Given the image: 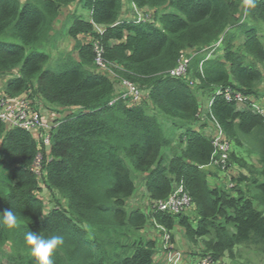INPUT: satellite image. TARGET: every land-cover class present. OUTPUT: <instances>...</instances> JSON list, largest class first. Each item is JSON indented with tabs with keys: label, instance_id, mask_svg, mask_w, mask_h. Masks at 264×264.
Listing matches in <instances>:
<instances>
[{
	"label": "trees",
	"instance_id": "obj_1",
	"mask_svg": "<svg viewBox=\"0 0 264 264\" xmlns=\"http://www.w3.org/2000/svg\"><path fill=\"white\" fill-rule=\"evenodd\" d=\"M130 1L151 9L150 17L124 18L123 0H0V80L10 75L5 91L20 95L31 88L32 96L65 110L49 147L0 121V212L12 208L18 217L13 229L0 223V264H36L25 244L28 230L63 237L54 264H167L165 256L156 260L154 243L144 238L148 220L168 231L178 221L193 237L210 236L214 255L244 242L264 243V207L254 202L264 205V120L249 105L241 109L217 93L231 87L264 98L257 91L260 70L246 54L264 59V0L247 9L243 0ZM72 4H82L90 15L70 17L67 33L76 40L77 58L61 59L60 70L51 68L43 48L54 38L61 10ZM82 34L91 39L81 42ZM97 48L115 76L98 69ZM190 49L205 51L193 57L188 77L171 76ZM212 49L218 55L208 58ZM123 80L145 90L139 102L110 103ZM204 95L212 97L205 113ZM215 122L230 143L241 147L249 139L257 149L260 169L240 175L251 185L252 198L242 189L236 195L211 186L201 168L215 151L213 136L205 132ZM134 171L158 201L183 185L197 224L186 222L183 212L158 211L157 204L151 218L129 209L137 191ZM45 190L55 198L49 207Z\"/></svg>",
	"mask_w": 264,
	"mask_h": 264
},
{
	"label": "rangeland",
	"instance_id": "obj_2",
	"mask_svg": "<svg viewBox=\"0 0 264 264\" xmlns=\"http://www.w3.org/2000/svg\"><path fill=\"white\" fill-rule=\"evenodd\" d=\"M124 7L122 11V16L124 18H144L150 17L152 10L149 8L144 9H137L130 0H123ZM76 12L78 15L83 14L86 19H89V11L82 7V4H72L67 7H64L61 10V14L57 23L55 24L53 34V39L46 43V47L43 50L47 51L49 54L50 60L47 63V66L51 68L61 69L63 68V63L60 61L61 59H67L69 57L77 58V51L75 48L76 40L70 37L67 33L69 26L72 24L70 20L72 14ZM247 12V11H246ZM246 12L244 17L246 16ZM96 30L99 32L100 29L96 27ZM260 34H264V29L260 31ZM91 37L88 35L82 34L79 37L81 42H87ZM1 41L11 42V43H19L17 39L13 38H2ZM243 41V40H242ZM97 42V41H96ZM242 49V48H241ZM202 50L200 49H190L186 51L187 55H197L200 54ZM248 55V61L253 63L254 65L258 66V69L261 73V79L259 83V87L257 89L258 93H264V59L263 60H256L253 56L246 53ZM217 53H213L211 57H216ZM98 69L99 66L97 65ZM191 69V68H190ZM100 70V69H99ZM107 71V70H105ZM11 75H14L12 73ZM111 76V75H110ZM5 78L1 79L0 82L2 85H5ZM123 89L121 82H117L116 85V93ZM33 101L36 103L38 102L39 105H43L47 108L44 100H42L39 96H31ZM212 98V97H211ZM209 95L201 96L202 105H203V113H205L206 109L209 106L211 101ZM49 105V104H48ZM241 109H249L247 105H238ZM57 107L54 106L52 109H56ZM251 109V108H250ZM149 110V109H148ZM150 111V110H149ZM65 110H60L58 113L61 116L64 115ZM202 113V114H203ZM217 128L215 125L207 124L206 126V134L213 136ZM252 141L249 139H244L243 144L237 146L231 140V154L235 157H232L228 163V167L223 171H217L214 167H207L205 170L209 173V183L211 186H217L219 188L226 189L228 192L237 194L238 189H242L245 194L252 198L254 195V191L249 190L251 185L248 182L241 181L240 175L241 173H246L250 175V172L260 169L261 165L258 161V153L257 149L253 146ZM240 164L244 166H240ZM215 170V171H214ZM136 178L137 183V191L135 195L129 199L127 205L129 209H139L144 211L150 218L152 215V210L154 209L155 204L158 202V199H153L149 192L147 191L144 185L143 175L137 172H133ZM256 177H259L255 174ZM232 183L233 186L228 187V183ZM177 187V186H176ZM60 198L59 194L56 195ZM44 200L49 207L55 202V198H51V195L45 190ZM260 208H263L264 205L259 200L254 201ZM194 203L187 209L183 211V219L192 224L196 225L197 220L199 218L196 210H195ZM178 219V218H177ZM168 230V229H167ZM171 233V241L172 245L176 248L181 250L183 253L187 254L189 258H203V257H211V259L216 264H264V243H252V242H244L237 245L232 252L222 251L219 255H214L211 250L208 249L207 243L210 241V236L205 238L201 237H193L186 233L184 227H182L178 221H176L175 226L173 229L169 230ZM143 235L145 240L153 242L155 246V251L157 252L155 257L156 260H163V253L159 250L161 243H162V233L161 230L156 227V224L153 220H148L147 225L143 229ZM197 259V258H196ZM163 262V261H162ZM157 263V262H156Z\"/></svg>",
	"mask_w": 264,
	"mask_h": 264
},
{
	"label": "built area",
	"instance_id": "obj_3",
	"mask_svg": "<svg viewBox=\"0 0 264 264\" xmlns=\"http://www.w3.org/2000/svg\"><path fill=\"white\" fill-rule=\"evenodd\" d=\"M144 18H139V20ZM98 28L100 29L99 32H103L101 27ZM221 41L222 38L216 45L219 46ZM97 50L98 57L96 59V63L99 68L109 75L115 76L112 71V65L106 63L102 58L101 49L97 48ZM213 50L214 49H212L208 54V58L212 56ZM202 51H205V49ZM194 56V54L187 55L186 53H183L177 65L170 70V75L178 78L188 77L191 62ZM202 65L203 63H201V71ZM8 78H10V75L5 78V82ZM194 83V80H190L191 85ZM121 84L123 89L116 94L115 99L110 103H113L117 99H125L131 103L139 102L146 93L145 90L128 80H123ZM32 90L33 89L30 88L28 91H25L20 95H12L5 91L4 86L0 85V121L5 124L7 128H19L31 133L37 143L49 147L52 141L53 131L59 124L58 119L61 117V114L58 113V107L56 109H52L53 107L49 106L45 102L47 105V108H45L42 104L39 105L38 102L35 103L31 97L33 93ZM223 92L227 100L235 101L237 105H249L253 111L262 116L264 120V98L258 99L250 97L239 90L232 89L231 87L226 88L224 91L219 89L217 93ZM215 126L217 128V131L213 135L215 151L212 155L211 161L207 165L201 166V168L214 167L223 171L228 167V163L230 161L229 156L231 143L217 123ZM2 139L3 134L0 133V141ZM41 161L42 155L40 154L34 165V172L38 176H41L42 174ZM228 185L232 186V183H229ZM156 204L158 211L178 214L189 208L193 204V201L191 195L185 191L184 186L180 185L167 198L159 200ZM156 226L162 232V243L159 250L163 253V256H165L164 261L167 264H191L189 256H186L181 250L176 249L172 245L171 233L167 230V228L157 223ZM193 264L216 263L211 259V257H200Z\"/></svg>",
	"mask_w": 264,
	"mask_h": 264
},
{
	"label": "clouds",
	"instance_id": "obj_4",
	"mask_svg": "<svg viewBox=\"0 0 264 264\" xmlns=\"http://www.w3.org/2000/svg\"><path fill=\"white\" fill-rule=\"evenodd\" d=\"M243 2L246 9L254 8L256 5V0H243ZM0 223L10 229L17 227L18 217L16 212L12 208L0 212ZM24 239L36 264H54L52 257L64 244V239L61 235L52 234L44 237L40 233L38 234L31 230L26 232Z\"/></svg>",
	"mask_w": 264,
	"mask_h": 264
},
{
	"label": "crops",
	"instance_id": "obj_5",
	"mask_svg": "<svg viewBox=\"0 0 264 264\" xmlns=\"http://www.w3.org/2000/svg\"><path fill=\"white\" fill-rule=\"evenodd\" d=\"M4 83H5V82H4ZM0 85H1V86H4V85H2V83H1ZM5 169H6V167H5ZM196 258L198 259V257H195V258H194V257H193V258L191 257V261L193 262L194 260H197Z\"/></svg>",
	"mask_w": 264,
	"mask_h": 264
}]
</instances>
